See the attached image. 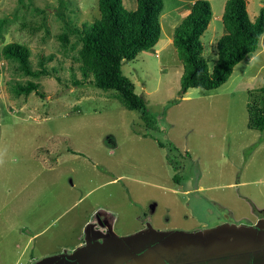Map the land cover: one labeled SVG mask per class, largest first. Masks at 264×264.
I'll use <instances>...</instances> for the list:
<instances>
[{"label": "rangeland", "instance_id": "rangeland-1", "mask_svg": "<svg viewBox=\"0 0 264 264\" xmlns=\"http://www.w3.org/2000/svg\"><path fill=\"white\" fill-rule=\"evenodd\" d=\"M123 1L137 8V0ZM210 1L213 17L202 41L212 68L227 0ZM163 2L159 42L122 66L154 116L148 123L122 104L117 90L71 82L79 44L75 50L63 45L57 14L90 24L101 15L99 0H65L64 7L61 0H0L6 20L0 32V264L51 263L79 243L89 218L110 222L115 216V233L122 235L147 221L155 235L156 229H203L222 216L246 223L264 215V130L248 125L249 90L264 83V35L226 83L183 95L184 65L173 37L192 2ZM247 2L255 20L264 0ZM9 42L28 45L34 66L52 55L47 64L63 81L44 76L37 79L44 98L17 96L11 85L27 78L2 58Z\"/></svg>", "mask_w": 264, "mask_h": 264}, {"label": "trees", "instance_id": "trees-1", "mask_svg": "<svg viewBox=\"0 0 264 264\" xmlns=\"http://www.w3.org/2000/svg\"><path fill=\"white\" fill-rule=\"evenodd\" d=\"M61 3V7H64L65 0H61ZM137 3V8L131 10L123 0H99L100 17L82 26L74 24L61 11L57 15L63 20L64 30L58 37L64 46L70 43L73 50L79 44L77 54L71 60V82L74 86L92 85L106 91L117 90L122 104L140 112L141 118L149 123L154 116L143 96L136 92L135 83L124 74L122 66L159 42L164 2L137 0ZM212 17L210 0H193L190 12L175 28L173 43L184 65L180 89L183 95L190 88L210 90L226 83L235 66L257 51L264 35V7L252 20L247 0H227L223 13L225 33L217 42V60L211 68L204 56L202 37ZM5 23L4 18L0 19V32ZM70 33L76 35L73 42L69 40ZM1 55L4 60L17 63L16 70L27 78L25 82L11 85V90L17 96L35 92L44 98L45 92L40 91L41 83L37 81L44 76L63 81L58 75V68L47 64L53 60V56H42L38 65L34 66L31 49L26 44L9 42L3 46ZM249 93L248 125L253 129L264 130V83L260 88L249 90Z\"/></svg>", "mask_w": 264, "mask_h": 264}, {"label": "flooded vegetation", "instance_id": "flooded-vegetation-1", "mask_svg": "<svg viewBox=\"0 0 264 264\" xmlns=\"http://www.w3.org/2000/svg\"><path fill=\"white\" fill-rule=\"evenodd\" d=\"M191 193L192 190H188ZM204 199L203 202H205ZM198 208V206H197ZM155 211V210H154ZM201 214V213H199ZM93 222L84 229L83 235L72 249L62 250L65 253H56V259L48 264H102L110 261L111 259L119 258L117 261L120 264H134V260L137 259L138 255L144 254L149 247H156L159 244V237L153 235L150 230H147V221L142 223V227L136 231L141 234L134 235L133 242H125L127 248L121 247L115 241H111L112 232H117L116 229L105 221V219L95 218L91 219ZM217 220V219H216ZM247 222L241 221L238 223L231 217L218 218L217 221L209 223V226L203 229H191L188 232L205 231L218 227L220 225H228L229 227L235 226L241 229H254L256 244L247 245L244 249L236 248V251L226 250L225 253H204L199 259L191 260L186 254L180 253L170 259L166 258L164 262L171 264H264V215L259 212V217L252 219V217L245 219ZM106 225L108 227H106ZM162 230V229H158ZM135 231V232H136ZM187 231V230H186ZM133 232V233H135ZM116 234V233H115ZM118 236H128L132 233L119 234ZM116 234V238H117ZM254 239V238H253ZM106 242L104 243V241ZM233 240V239H232ZM104 243L106 248L102 250H95V247H100ZM148 245V246H146ZM67 252V253H66ZM138 254V255H137ZM139 259V258H138ZM141 259V258H140ZM37 261H35L36 263ZM109 263V262H107ZM136 263V262H135ZM33 264V263H32ZM39 264H46L42 261Z\"/></svg>", "mask_w": 264, "mask_h": 264}, {"label": "water", "instance_id": "water-1", "mask_svg": "<svg viewBox=\"0 0 264 264\" xmlns=\"http://www.w3.org/2000/svg\"><path fill=\"white\" fill-rule=\"evenodd\" d=\"M229 230H232L229 229ZM251 231L252 229H240L238 232V236L234 238V241L228 242V239L224 232H228L227 228L221 227L219 230H210L206 231L204 233L198 234V233H190V232H184L180 230L173 231L171 233L169 232H158L157 234L160 236H167V240L164 241L162 244L157 245V250L160 251V248H165V251H163L162 255H165V258L170 259L171 257L175 255H179L180 253H184L189 257L191 260L199 259V254L208 253V251H211L212 248H218L219 246H224L226 250H228L229 247L232 246V244H235V247H239V249H244L245 246L250 244V237H255V234H253ZM217 235L221 238H217ZM226 238V239H224ZM198 240L200 243L197 244ZM213 243V247H209L207 245V242ZM227 241V243H226ZM227 244V246H225ZM199 246L203 251H199ZM223 250L218 251V253H222ZM236 251V249L232 250ZM161 252V251H160ZM212 252V251H211ZM225 253V252H223ZM153 254V253H152ZM162 257V256H161ZM51 260V258H49ZM159 260V259H157ZM164 264V263H163Z\"/></svg>", "mask_w": 264, "mask_h": 264}, {"label": "crops", "instance_id": "crops-1", "mask_svg": "<svg viewBox=\"0 0 264 264\" xmlns=\"http://www.w3.org/2000/svg\"><path fill=\"white\" fill-rule=\"evenodd\" d=\"M191 2H193V0H190ZM189 10L190 9H186V10H184V15H187L188 13H189ZM115 180V179H114ZM199 188V187H198ZM200 189H202L201 187H200ZM108 214V213H107ZM145 214V216H147V213H144ZM109 215V214H108ZM114 216V215H113ZM109 217L110 218H108V220L110 221V224H112V226L116 229V226H115V223L113 222V221H115V216H114V220H113V217L111 216V215H109ZM138 217H139V213H138ZM141 219H142V217H140ZM91 221L93 222V220H91L90 218L87 220V222H86V227L85 228H87V226L89 225V224H91ZM143 226V225H142ZM142 226H140V227H138V228H136V229H133L132 231H130V233H132V234H129L128 236H118V234H117V241H115L116 243H118L121 247H123V248H127V246L125 245V242H133L134 241V235H139V234H141L139 231H136V230H138L139 228H141ZM106 227H108L107 225H106ZM221 227H225V228H227V231L228 232H224V234L226 235V237H227V239H228V242H231V241H234V238H236L237 236H238V232L237 231H240V229L241 228H237V227H235V226H232V227H229L228 225H220V226H218V227H215V228H212V229H208V230H205V231H198V232H190V233H198V234H201V233H204V232H206V231H210V230H219ZM232 228V230H229V229H231ZM250 229V228H249ZM253 231H251L252 233L254 232L255 234H256V231L254 230V229H252ZM136 231V232H135ZM133 232H135V233H133ZM158 232H169V233H171V232H173V231H171V230H165V229H162V230H158V229H156L155 230V236H158L159 237V239H160V241H159V244L158 245H160V244H162L164 241H166L167 240V236H160V235H158L157 233ZM250 237V243L252 242V245L254 244H256V241H255V238H256V236L254 237H251V236H249ZM217 238L219 239V238H221V236L219 237V235H217ZM254 238V239H253ZM224 239H226V238H224ZM233 239V240H232ZM250 245V244H249ZM153 247H149L148 249H147V251H145L144 252V254H142L141 255V257H140V255H138V257H137V259L138 258H141V259H143V261H138V262H136V260L137 259H135L134 260V264H171V263H166V262H164V260L166 259L165 258V255H162L163 253V251H165V248H160V251L159 250H157L156 252H154V255L155 256H153V251L151 250ZM152 251V252H151ZM162 256V257H161ZM119 258H116V259H111L110 261H107V262H109V263H107V262H104V263H102V264H120L117 260H118ZM157 259H159V260H157ZM136 262V263H135Z\"/></svg>", "mask_w": 264, "mask_h": 264}]
</instances>
